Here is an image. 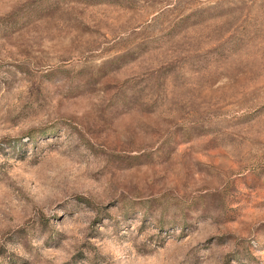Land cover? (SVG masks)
I'll use <instances>...</instances> for the list:
<instances>
[{"label": "rangeland", "instance_id": "1", "mask_svg": "<svg viewBox=\"0 0 264 264\" xmlns=\"http://www.w3.org/2000/svg\"><path fill=\"white\" fill-rule=\"evenodd\" d=\"M0 264H264V0H0Z\"/></svg>", "mask_w": 264, "mask_h": 264}]
</instances>
